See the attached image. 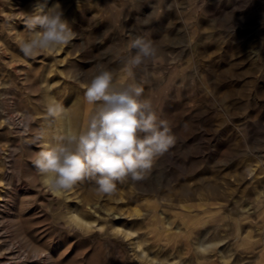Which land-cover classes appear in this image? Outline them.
Here are the masks:
<instances>
[{
  "label": "rangeland",
  "instance_id": "1",
  "mask_svg": "<svg viewBox=\"0 0 264 264\" xmlns=\"http://www.w3.org/2000/svg\"><path fill=\"white\" fill-rule=\"evenodd\" d=\"M38 2L74 38L29 58L15 41ZM136 37L158 60L135 82L174 145L111 195L85 179L53 196L33 140L82 128L93 106L77 74L103 64L127 79ZM51 100L66 119L47 116ZM263 240L264 0H0V264H264Z\"/></svg>",
  "mask_w": 264,
  "mask_h": 264
},
{
  "label": "clouds",
  "instance_id": "2",
  "mask_svg": "<svg viewBox=\"0 0 264 264\" xmlns=\"http://www.w3.org/2000/svg\"><path fill=\"white\" fill-rule=\"evenodd\" d=\"M24 26L30 35L15 42L29 58L51 55L74 38L69 22L55 5L35 4ZM128 49L127 79L117 78L103 64L77 74L84 81L83 99L93 106L82 128H60L51 144L46 133L33 140L42 143L43 150L33 156L32 164L46 178L53 196L85 179L93 181L100 194L111 195L117 182L144 179L156 159L174 145L168 122L158 118L150 98H142L144 88L134 78V69L157 62V49L142 37L130 40ZM46 114L57 121L67 118V110L55 100L46 105Z\"/></svg>",
  "mask_w": 264,
  "mask_h": 264
},
{
  "label": "bare ground",
  "instance_id": "3",
  "mask_svg": "<svg viewBox=\"0 0 264 264\" xmlns=\"http://www.w3.org/2000/svg\"><path fill=\"white\" fill-rule=\"evenodd\" d=\"M17 4V3H16ZM42 4V3H41ZM15 12H16V14H18V15H20V14H22L23 12L21 11V7H20V5H17L16 7H14V9H13ZM9 121V123L10 124H12L13 126H18V125H22L21 123H20V121H17V119L15 118V117H10L9 119H8ZM24 124V123H23ZM19 128V127H18ZM20 130V129H19ZM25 131V130H24ZM23 131V132H24ZM22 132V133H23ZM70 217L72 218V219H74L75 221H77L78 223H80V219H78V218H76V216L74 215V213H71V215H70ZM245 237V236H244ZM247 237H251L250 235H248ZM244 238H242V240H243ZM262 246L264 247V240H263V242H262ZM264 250V249H263Z\"/></svg>",
  "mask_w": 264,
  "mask_h": 264
}]
</instances>
